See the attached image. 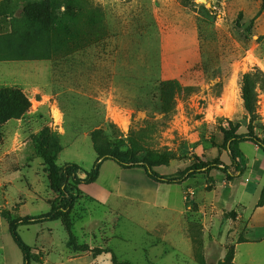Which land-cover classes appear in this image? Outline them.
Instances as JSON below:
<instances>
[{
    "label": "rangeland",
    "instance_id": "1",
    "mask_svg": "<svg viewBox=\"0 0 264 264\" xmlns=\"http://www.w3.org/2000/svg\"><path fill=\"white\" fill-rule=\"evenodd\" d=\"M34 1L0 0V34L10 31L12 14L22 16ZM73 3L83 10L71 18L60 7L50 59L0 61V96L7 93L0 104V264L24 263L2 210L39 215L60 197L43 144L58 142L57 165L75 162L82 177L97 159L95 131L105 151L149 160L163 175L214 160L235 174L226 131L264 139V0ZM248 72L257 74L253 114L242 97ZM171 80V89L163 86ZM11 97L17 111L8 105ZM248 141L237 144L243 168L256 154ZM116 167L107 160L99 180L71 186L78 245L111 249L128 264H222L232 246L236 255L237 244L247 241L248 217L214 204L218 183L229 182L223 171L194 177L185 206L158 207L96 198L116 180ZM19 233L41 256L32 264H113L111 253L96 256L70 246L62 220L21 225ZM234 261L264 264V246L241 245Z\"/></svg>",
    "mask_w": 264,
    "mask_h": 264
},
{
    "label": "trees",
    "instance_id": "2",
    "mask_svg": "<svg viewBox=\"0 0 264 264\" xmlns=\"http://www.w3.org/2000/svg\"><path fill=\"white\" fill-rule=\"evenodd\" d=\"M73 1L74 0H61L59 3H55L54 0H39L29 2L23 8L22 16H15L12 14L10 17V31L0 34V61L50 59L55 50V33L58 30V26L61 25L62 16H59L60 12H58L60 7H62V5L65 6L66 11L64 13H68L71 18L83 10L80 6L74 4ZM174 83L176 82L172 80L162 82L163 86L164 84L169 85V89H171V85ZM241 85L245 108L248 113L253 114L256 112L258 106L256 93L257 74L253 72L245 73L242 77ZM6 94L7 93H3L0 96V104L6 102L2 101L5 99L2 96ZM15 96L16 95H14V97ZM11 99L13 104L8 105L11 107L12 111H17L18 107L14 102L15 99L12 97ZM20 112L16 113L17 116ZM100 134V131H95L92 135L94 147L97 152V159L92 169L84 172V177L79 175V171L84 170L75 162H67L62 167L57 165L58 154L61 150V146L58 142H55L53 147L50 144H43L45 145L43 150L45 165L50 173L53 185L58 189L60 194V197L51 204V208L48 212L39 215L13 216L9 209L2 210L1 215L8 223L9 232L23 253V264L41 262V256L39 253H35L32 247L23 240L19 233V227L21 225H31L55 220H62L64 222L70 234L69 245L76 250H91L96 256L103 253H111L113 264H128L117 261L116 255L111 249L101 247L91 249L88 244L78 245L71 232L73 223L70 215L77 198L76 195L72 193L71 186L73 185L78 188L81 184H91L97 181L100 175L101 165L106 160H114L124 168L141 167L151 179L160 183L181 184L188 178H194L198 174H206L212 170L223 171L228 181L239 176V174L244 172V168L238 160L241 151L237 144L240 142L251 140L264 151V139H261L257 135L237 134L226 131V134H229L228 141H230V146L228 149L230 151L232 165H234L236 169L235 174L231 171L230 165L214 160L207 163L193 164L187 167L183 172L174 175H163L156 171L155 167L157 164L149 160H137L133 162L126 157H122L110 151H105V149L101 147L102 145H98V137ZM263 203L264 191L259 205ZM234 258L235 247L232 246L222 264H236Z\"/></svg>",
    "mask_w": 264,
    "mask_h": 264
},
{
    "label": "crops",
    "instance_id": "3",
    "mask_svg": "<svg viewBox=\"0 0 264 264\" xmlns=\"http://www.w3.org/2000/svg\"><path fill=\"white\" fill-rule=\"evenodd\" d=\"M254 148L256 154L252 163L250 161L247 162L248 168H244V172L234 177L228 184L219 182L218 188L214 190L216 193L214 204L219 209H235L239 215L244 214L249 220L247 241L237 244L235 260L238 255V248L241 245L264 246V203L259 205L264 191V151L256 144H254ZM260 152H263V154L261 155ZM104 163L105 161L101 165L100 175L97 180L102 176ZM116 171V180L99 188L98 192L94 194L96 198L109 200L113 196H120L130 201H139L152 206L176 207L178 205L185 206V193L192 189L189 187L193 177L188 178L181 184H170L154 181L141 167L124 168L119 165V167H116ZM223 174L225 176V173ZM125 176L129 178H124ZM170 185L176 187L166 188V186ZM257 192L259 193L258 197L249 200L248 196L251 195L250 193L255 194ZM173 195H178V198L173 199Z\"/></svg>",
    "mask_w": 264,
    "mask_h": 264
}]
</instances>
